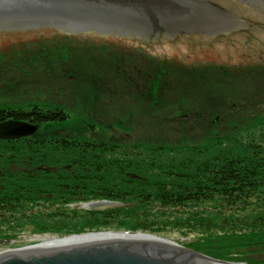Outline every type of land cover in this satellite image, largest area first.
<instances>
[{
  "label": "trees",
  "instance_id": "trees-1",
  "mask_svg": "<svg viewBox=\"0 0 264 264\" xmlns=\"http://www.w3.org/2000/svg\"><path fill=\"white\" fill-rule=\"evenodd\" d=\"M57 43H39L22 58L0 60V72L5 73L0 75L10 76L0 93L11 99L0 103V122L16 119L40 126L30 136L0 139V225L19 226L23 220L39 218L35 235L60 238L113 229L114 223H122L118 229L150 232L142 224L128 227L123 219L141 220L152 212L214 201L218 209L213 218L220 217L222 228L240 222L245 216L236 213L250 206L263 211L251 226L264 222V132L247 144L239 139L264 129V119L200 125L194 119L195 107L182 105L184 97L176 90L179 86L166 62L116 44ZM37 67L46 72L37 82L44 88L38 85L24 95V88L30 91L25 86L36 83L29 78ZM7 69L31 72L22 80ZM58 81L61 84L54 86ZM159 81L165 85L158 89ZM48 91L52 97L46 100ZM220 105L224 113L229 110ZM182 111L185 120H177ZM247 123L258 124L246 127ZM114 127L119 132L106 133ZM199 133L206 141H221L199 149L188 141ZM172 142L181 145L177 149ZM118 150H123L124 157L119 159ZM165 151L183 157L173 162ZM71 152L78 158L70 157ZM113 154L116 158L109 159ZM97 200L122 202L125 207L96 212L79 207ZM149 205L160 208L132 211ZM79 209L88 214L82 229L69 222L79 217ZM44 218L46 223H42ZM213 218L198 217L199 227H211ZM233 225V235L240 245L249 241V250L243 252L245 256L224 260L264 264V228L261 233L259 227L246 232ZM58 226L61 229L53 228ZM229 235L225 232L216 238L228 239ZM254 254L259 260H250Z\"/></svg>",
  "mask_w": 264,
  "mask_h": 264
},
{
  "label": "water",
  "instance_id": "water-1",
  "mask_svg": "<svg viewBox=\"0 0 264 264\" xmlns=\"http://www.w3.org/2000/svg\"><path fill=\"white\" fill-rule=\"evenodd\" d=\"M260 11H264V0H0V36L50 32L117 41H160L198 34L221 37L242 32L245 17L240 14L261 19ZM39 127L27 121L4 120L0 122V139L30 136ZM84 205L95 212L125 207L111 200ZM88 234L94 235L43 247L31 245L36 248L21 252L16 251L31 246L2 251L0 264H248L218 260L143 231Z\"/></svg>",
  "mask_w": 264,
  "mask_h": 264
},
{
  "label": "rangeland",
  "instance_id": "rangeland-1",
  "mask_svg": "<svg viewBox=\"0 0 264 264\" xmlns=\"http://www.w3.org/2000/svg\"><path fill=\"white\" fill-rule=\"evenodd\" d=\"M156 41V40H155ZM155 41H151V40H140V39H132V40H121V41H117V40H113V39H103V38H94V37H85V36H74V35H69V34H60V33H50V32H22V33H13L11 35H3L0 36V56L2 55L4 59H11L13 58H22L23 55H28L30 54L29 51H31V49H35V47L37 45H39V43L44 44L45 42H51V43H57V42H64L67 44H77V42L80 43H94V45L96 46H100V45H105V44H109V45H114V44H118L121 46H125V48H135V49H142L143 51H146V54L155 56V55H159L161 57H166V56H173V55H177L176 52H178L180 55H185V51L187 50V47L189 46L188 43H190L189 41L187 42V40L185 39H179L177 40V42H171V43H166V44H158ZM146 42H149L151 44H147ZM155 42V43H152ZM59 43V44H60ZM58 44V43H57ZM173 44V45H171ZM193 46V45H192ZM11 57V58H10ZM37 71H32V76H30L29 79L33 78V80H35V85L32 86H25L28 87V89L30 91H28L26 88H24V91L22 93H24V95L26 94L27 96L29 95V93H32V88L37 87L38 85H40L39 79L41 76H45L46 72L43 71L40 67L36 68ZM45 70V69H44ZM7 73L10 74H14L15 76H18V79H22L24 80V76L27 77L29 75V73L25 74V71H19L16 70V72H14V70L12 69H7L6 70ZM14 72V73H13ZM0 74H2V76L5 74L4 72H0ZM36 75V76H35ZM0 75V86L5 83L8 82L10 79V76H4L2 77ZM36 78V79H35ZM61 81H58L57 84H54V86L60 85ZM41 88H44V84L40 85ZM48 87V86H47ZM1 88V87H0ZM52 92L48 91L44 96H46V100L49 99V95ZM40 95V94H39ZM26 96V97H27ZM52 97V95H50ZM24 99H27V98ZM19 98V97H18ZM22 99L23 104V98ZM43 97V100H45ZM55 100H58V97L55 96L54 97ZM9 100H11L10 98L4 97V93H0V103H4V102H10ZM45 100V101H46ZM27 105V104H26ZM25 106V105H24ZM124 106H129L128 103L124 102ZM131 109V108H129ZM260 123V122H258ZM258 123H247L244 124L246 127L248 126H254L255 124ZM239 125V124H238ZM260 127V126H259ZM108 131H106V133L110 134L115 133V132H119L118 130H116V128H112V129H107ZM264 132V129H262V127L258 128V130L253 131V132H247L245 133V135L241 136L239 139H242L241 142L246 143L252 141L253 139H255V137L257 138L258 135H260L261 133ZM201 133L198 134V136L192 137L194 140H188L191 143H195L197 144L199 149H202L201 147H213L215 143L221 141V140H214V141H206L205 140V136L203 134L202 137H199ZM252 134V137H251ZM124 139V138H123ZM171 141H173V139L170 138ZM195 141V142H194ZM177 142H172L170 145H172L173 147H176L178 149V145H175ZM183 144L185 145V143L183 142ZM119 157L122 158L124 157L122 155L123 150H118L116 151ZM126 152H130V149H128V151ZM165 157L166 158H170L173 162H175V160H178V158H182L180 154H175V155H171V153H169L168 151L164 152ZM103 154V153H102ZM77 154H74V152L70 153V157L73 158H78L76 156ZM116 155H110L111 157L109 159H113L116 158ZM147 156H149L150 154H145ZM68 156V155H66ZM175 156V157H173ZM134 158H138L135 155L133 156ZM157 157V156H156ZM118 159V158H117ZM146 172V171H145ZM217 201L214 202H206V203H197V204H188L187 206L180 207V208H173L170 211L167 210H163L161 211H157V212H152L151 215H148V218H142L140 219H133L132 221H126L125 219H123V223H128L126 224L128 227L133 226L132 224L136 223L138 225H145L146 229H148L150 232H147L148 234H155L161 237H165L170 241L173 242H177L178 244L182 245V246H187L195 251H199L202 252L206 255H210L213 258H215L213 255H211L209 253V251L215 253V255L217 254V256L219 257V259L224 260L225 257H227V259H230V256H232L233 258H235L237 256H245L243 254V252L248 251L249 249H247V245L249 244V241L247 243V245H240V239L236 237V235H233V231L235 230L233 227H231L234 222L232 221L230 223L229 226H227L226 228H222V224H220V217L216 216V218H213L215 211L218 209L217 208ZM80 208L85 207V205H80ZM160 207L156 206V205H149V206H137L136 208H132V211H135L136 209H139L143 212H148L151 211V209H159ZM77 212H79V217L76 218L74 221L69 220V222L72 223H77V227L76 229H82L83 227H85L86 223V219H88V214L86 212H82L80 209L77 210ZM263 214V211H259L258 209H255L253 207H249L247 208V210L245 211H239L236 213V215L240 216H245V218H241L240 222H238L236 225H233L236 227V229H242L243 231L246 232H253L255 231V229L257 227H259V229H257V231L259 233H261L262 228H264V222L259 225L258 220L257 222H255L254 226H251V223H253V221H255V219H257L259 216H261ZM200 217L201 219L203 218H213L214 220V224L211 225V227H207V229H203L201 227H199V222L197 221V218ZM138 220V221H137ZM39 218L38 219H33V220H23V222L19 223V226H4V224L0 225V252L2 251H9L10 249H15V248H20V247H26V246H31V245H35V244H42V241L45 240H50L53 237L49 236V235H42V236H38L34 234V228L37 226L38 228H40L38 226L37 223H39ZM48 221V219H45L42 221V223H46ZM192 221H197L196 225H189L188 223ZM64 224V223H63ZM120 224L122 223H114L113 224V229H108L105 230V232L111 231V232H119V231H129L126 228H117ZM243 224V225H240ZM52 225V224H51ZM65 226V224H64ZM188 226H191L193 229L190 230ZM62 226H58V227H53L55 230L57 229H61ZM262 230V231H261ZM104 231V230H102ZM133 231V230H132ZM141 232V231H139ZM145 232V231H143ZM225 232H227L229 235V238L227 239V237L221 239V238H216L218 236V234H222ZM86 233H91V232H86ZM83 233V234H86ZM93 233V232H92ZM95 233V232H94ZM232 236V238H230V236ZM68 236V235H67ZM75 236V235H74ZM58 237V236H57ZM65 237V236H64ZM62 237V238H64ZM60 239V238H58ZM35 240V241H33ZM15 243H18L20 245L15 246ZM25 244V245H22ZM27 244V245H26ZM199 249H203L204 251H201ZM209 250V251H208ZM236 251H242L241 253H233L232 252H236ZM249 257V255H246ZM221 257V258H220ZM218 259V258H215ZM218 259V260H219ZM259 260V256L257 254H254V256L252 255L250 257V260ZM228 261V260H225ZM234 262H246L243 260L240 261H235L232 260ZM230 261V262H231ZM248 263V262H246ZM249 264V263H248Z\"/></svg>",
  "mask_w": 264,
  "mask_h": 264
},
{
  "label": "flooded vegetation",
  "instance_id": "flooded-vegetation-1",
  "mask_svg": "<svg viewBox=\"0 0 264 264\" xmlns=\"http://www.w3.org/2000/svg\"><path fill=\"white\" fill-rule=\"evenodd\" d=\"M258 14L262 15L261 19L240 14L245 17L242 32L221 37L181 35L176 39L165 37L155 41L161 45L179 39L190 42L185 55L176 52L173 56H150L170 65L167 70L179 86L176 90L184 97L182 105L195 107L194 119L198 124L214 126L264 119V11ZM137 50L146 54L142 49ZM4 58L0 56V60ZM161 81L156 85L158 89L160 84L165 85ZM222 103L229 108L226 113L220 107ZM185 117L182 111L177 120L183 121Z\"/></svg>",
  "mask_w": 264,
  "mask_h": 264
},
{
  "label": "bare ground",
  "instance_id": "bare-ground-1",
  "mask_svg": "<svg viewBox=\"0 0 264 264\" xmlns=\"http://www.w3.org/2000/svg\"><path fill=\"white\" fill-rule=\"evenodd\" d=\"M75 235H78V234H75ZM86 235H94V234L86 233V234H81V236L71 235V236H65V238H60V237L54 236L50 240L42 241V245H40L38 247L49 246V245H53L54 243L64 242V240L75 239V237H85ZM58 238H60V239H58ZM37 245H39V244H36V245H33V246H37ZM33 246H31V248H21L20 250H17L16 252H21V251H26V250H31V249L36 248V247H33Z\"/></svg>",
  "mask_w": 264,
  "mask_h": 264
}]
</instances>
